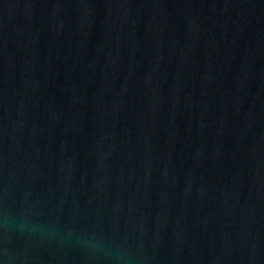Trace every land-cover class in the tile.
Segmentation results:
<instances>
[{
  "label": "water",
  "instance_id": "95a60500",
  "mask_svg": "<svg viewBox=\"0 0 264 264\" xmlns=\"http://www.w3.org/2000/svg\"><path fill=\"white\" fill-rule=\"evenodd\" d=\"M0 264H264V0H0Z\"/></svg>",
  "mask_w": 264,
  "mask_h": 264
},
{
  "label": "clouds",
  "instance_id": "9594fccd",
  "mask_svg": "<svg viewBox=\"0 0 264 264\" xmlns=\"http://www.w3.org/2000/svg\"><path fill=\"white\" fill-rule=\"evenodd\" d=\"M21 227H25V225L22 224ZM26 227L33 232L40 233L41 235L46 234V229L48 228L47 225H43L38 222L28 224Z\"/></svg>",
  "mask_w": 264,
  "mask_h": 264
}]
</instances>
